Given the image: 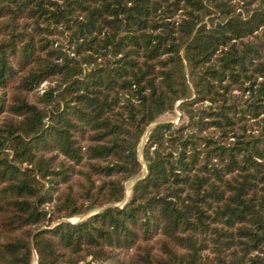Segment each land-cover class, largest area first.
I'll return each mask as SVG.
<instances>
[{
  "label": "trees",
  "instance_id": "obj_1",
  "mask_svg": "<svg viewBox=\"0 0 264 264\" xmlns=\"http://www.w3.org/2000/svg\"><path fill=\"white\" fill-rule=\"evenodd\" d=\"M34 257L264 264V0H0V264Z\"/></svg>",
  "mask_w": 264,
  "mask_h": 264
},
{
  "label": "rangeland",
  "instance_id": "obj_2",
  "mask_svg": "<svg viewBox=\"0 0 264 264\" xmlns=\"http://www.w3.org/2000/svg\"><path fill=\"white\" fill-rule=\"evenodd\" d=\"M48 84V83H44L42 84L39 89L37 90V92L41 93L42 92V89L44 88V86ZM155 123H171L173 124L174 126H179L181 124H184L186 123V117L182 114V112L178 109V104H176L174 110L172 113H168V114H165L163 116H161ZM154 123L152 125H150L144 135L142 136L141 138V141L139 143V146H138V157H139V160H140V163L142 165V175L146 172V164L144 162V159H143V149H144V146L146 144V141H147V136L150 132V130L154 127ZM135 180V179H134ZM131 183L130 181H128L126 184H125V188H126V199L129 197L130 195V192H131ZM122 205V204H121ZM120 205V206H121ZM50 206V204L48 205ZM95 212H89L87 215V217H81V216H77V217H74V218H71V219H63L61 220L60 222L64 221V222H70L72 224H76L78 222H81L83 221L84 219L88 218L89 216H91L92 214H94ZM58 222V223H60ZM57 223H54L53 225H56ZM32 264H37V260H36V257H34V260L32 262ZM79 264H117L116 260H112V259H106V258H100V259H93V258H88L84 261H81Z\"/></svg>",
  "mask_w": 264,
  "mask_h": 264
},
{
  "label": "water",
  "instance_id": "obj_3",
  "mask_svg": "<svg viewBox=\"0 0 264 264\" xmlns=\"http://www.w3.org/2000/svg\"><path fill=\"white\" fill-rule=\"evenodd\" d=\"M158 123H154V125H157ZM146 176V172L142 175V177L140 178V179H142V178H144ZM140 179H135V180H131L130 181V183H131V186H133L137 181H139ZM125 202H126V194H125V199H124V201H123V203H122V205L121 206H123L124 204H125ZM107 207H110V205L109 206H107ZM83 217H87V215H82ZM81 216V217H82ZM36 260H37V258H36Z\"/></svg>",
  "mask_w": 264,
  "mask_h": 264
}]
</instances>
